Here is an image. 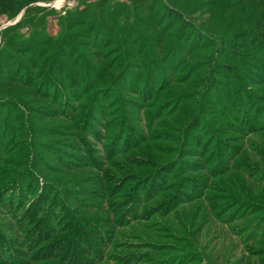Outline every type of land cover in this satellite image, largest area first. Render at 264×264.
Returning <instances> with one entry per match:
<instances>
[{
  "label": "rangeland",
  "instance_id": "obj_1",
  "mask_svg": "<svg viewBox=\"0 0 264 264\" xmlns=\"http://www.w3.org/2000/svg\"><path fill=\"white\" fill-rule=\"evenodd\" d=\"M56 1L0 6V264H264V0Z\"/></svg>",
  "mask_w": 264,
  "mask_h": 264
},
{
  "label": "trees",
  "instance_id": "obj_2",
  "mask_svg": "<svg viewBox=\"0 0 264 264\" xmlns=\"http://www.w3.org/2000/svg\"><path fill=\"white\" fill-rule=\"evenodd\" d=\"M14 4V0H0V6L1 7H3L2 8V12H4V13H7V10L6 9H9V7H11V5H13ZM18 10V9H17ZM16 11V10H15ZM233 52V54H235V51H232ZM224 68H225V70L226 71H229L228 69H229V67H227V66H224ZM222 70V69H221ZM225 70H222V71H225ZM90 233V232H89ZM90 239L89 240H93L92 242L93 243H89L90 241H88V242H86L85 244H82V246H84V248L83 249H81V256H82V258H84L83 257V254H85L87 251H89V254H91V252H90V250H98V246H103V244H104V241H103V238H100L99 237V235L98 236H96L95 237V235H92L91 233H90V235L88 236ZM76 251V250H75ZM76 255V254H75ZM75 255L74 256H72V258L73 257H75ZM83 260V259H82ZM73 261V259H70L69 260V263H71ZM75 261V260H74Z\"/></svg>",
  "mask_w": 264,
  "mask_h": 264
},
{
  "label": "bare ground",
  "instance_id": "obj_3",
  "mask_svg": "<svg viewBox=\"0 0 264 264\" xmlns=\"http://www.w3.org/2000/svg\"><path fill=\"white\" fill-rule=\"evenodd\" d=\"M62 1H63V0H57V1H56V3H58V2H60V3H61Z\"/></svg>",
  "mask_w": 264,
  "mask_h": 264
}]
</instances>
